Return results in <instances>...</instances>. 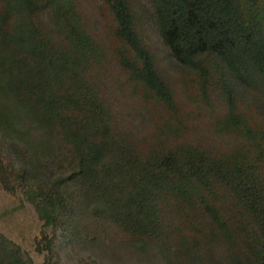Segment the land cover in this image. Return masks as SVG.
Listing matches in <instances>:
<instances>
[{
    "label": "trees",
    "instance_id": "obj_1",
    "mask_svg": "<svg viewBox=\"0 0 264 264\" xmlns=\"http://www.w3.org/2000/svg\"><path fill=\"white\" fill-rule=\"evenodd\" d=\"M133 1L0 0V121L22 143L0 174L45 207L48 263L61 231L163 264H264V0H147L169 67ZM0 264L32 263L0 232Z\"/></svg>",
    "mask_w": 264,
    "mask_h": 264
},
{
    "label": "rangeland",
    "instance_id": "obj_2",
    "mask_svg": "<svg viewBox=\"0 0 264 264\" xmlns=\"http://www.w3.org/2000/svg\"><path fill=\"white\" fill-rule=\"evenodd\" d=\"M133 5L139 16L142 38L155 49L162 66L169 67L172 60L152 18L148 1L136 0ZM10 113V107L0 99V118ZM20 126L19 120L10 125L0 121V157L6 165L21 156L20 136L14 132ZM36 201L35 192L16 176L9 175L4 179L0 174V232L18 245L32 264H163L156 252L140 255L125 247L101 252L82 243L79 237H65L61 231L55 240V256L48 263L46 256L50 251L44 238L53 236V228L46 224L45 207H37Z\"/></svg>",
    "mask_w": 264,
    "mask_h": 264
}]
</instances>
